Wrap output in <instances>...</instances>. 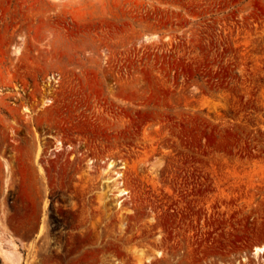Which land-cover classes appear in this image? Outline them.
Listing matches in <instances>:
<instances>
[{
	"label": "rangeland",
	"instance_id": "rangeland-1",
	"mask_svg": "<svg viewBox=\"0 0 264 264\" xmlns=\"http://www.w3.org/2000/svg\"><path fill=\"white\" fill-rule=\"evenodd\" d=\"M261 247L264 0H0V264Z\"/></svg>",
	"mask_w": 264,
	"mask_h": 264
},
{
	"label": "bare ground",
	"instance_id": "bare-ground-1",
	"mask_svg": "<svg viewBox=\"0 0 264 264\" xmlns=\"http://www.w3.org/2000/svg\"><path fill=\"white\" fill-rule=\"evenodd\" d=\"M263 252H264V247L254 249V254L263 253ZM4 261L6 262V264H15L14 257L11 254L4 255Z\"/></svg>",
	"mask_w": 264,
	"mask_h": 264
}]
</instances>
